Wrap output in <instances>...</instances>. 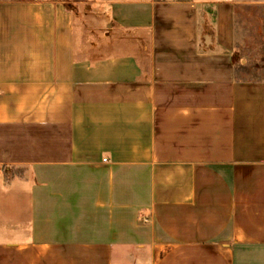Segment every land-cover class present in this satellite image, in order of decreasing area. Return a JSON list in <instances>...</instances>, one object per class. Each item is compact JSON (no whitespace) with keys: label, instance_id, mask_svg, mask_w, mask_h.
<instances>
[{"label":"crops","instance_id":"crops-1","mask_svg":"<svg viewBox=\"0 0 264 264\" xmlns=\"http://www.w3.org/2000/svg\"><path fill=\"white\" fill-rule=\"evenodd\" d=\"M80 3L78 33L0 0V181L29 174L0 264H264V79L233 59L264 0Z\"/></svg>","mask_w":264,"mask_h":264},{"label":"rangeland","instance_id":"rangeland-1","mask_svg":"<svg viewBox=\"0 0 264 264\" xmlns=\"http://www.w3.org/2000/svg\"><path fill=\"white\" fill-rule=\"evenodd\" d=\"M71 4L76 12V29L79 33L83 14L88 12L87 0H63ZM92 27L96 29V43H98L99 32L102 26L98 22L91 21ZM88 23V22H86ZM236 51L234 63L244 65V76L248 79H264V6L242 7L236 13ZM11 171L10 176L0 181V238L4 233L10 240L18 237L23 230L19 228V222L27 220L28 198L25 194L29 183L27 172ZM8 226L7 228L4 226ZM17 226V227H16ZM10 227V228H9Z\"/></svg>","mask_w":264,"mask_h":264}]
</instances>
